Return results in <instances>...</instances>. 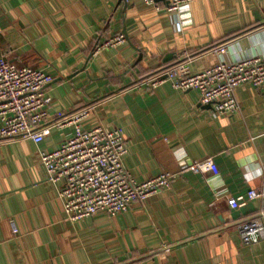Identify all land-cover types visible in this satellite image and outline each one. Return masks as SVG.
I'll list each match as a JSON object with an SVG mask.
<instances>
[{
  "label": "crops",
  "instance_id": "obj_1",
  "mask_svg": "<svg viewBox=\"0 0 264 264\" xmlns=\"http://www.w3.org/2000/svg\"><path fill=\"white\" fill-rule=\"evenodd\" d=\"M157 2L0 0V55L53 76L51 118L94 103L86 126L122 127L123 165L136 179L176 173L124 212L71 223L38 153L64 132L0 141V264H264V236L243 244L237 232L245 219L264 221V197L238 209L226 199L264 188V90L238 85V110L218 114L196 89L133 85L185 52L203 70L218 60L209 48L226 40V61L264 58V0H192L177 12ZM117 32L123 43L92 54ZM208 156L217 173L187 165Z\"/></svg>",
  "mask_w": 264,
  "mask_h": 264
},
{
  "label": "built area",
  "instance_id": "obj_2",
  "mask_svg": "<svg viewBox=\"0 0 264 264\" xmlns=\"http://www.w3.org/2000/svg\"><path fill=\"white\" fill-rule=\"evenodd\" d=\"M143 1L161 8L156 0ZM190 1L167 0L165 8L177 12ZM125 39L124 33L117 32L98 41L92 54L118 46ZM228 43L226 40L209 48L218 60L203 70L192 71L189 67L192 56L185 52L176 62L158 68L133 85L151 90L169 82L175 89H196L200 101L212 105L215 113L233 114L239 107L234 93L238 85L249 83L264 90V58L250 56L226 61L223 54ZM52 80L53 76L44 68L18 66L0 55V141L31 139L38 144L52 129L64 132L55 149L38 153L48 179L59 183L58 197L68 221L74 223L99 211L124 212L133 201L142 202L171 187L176 173L163 171L138 180L125 168L123 156L127 144L122 127L86 126L94 103L51 118L52 98L45 86ZM187 165L199 172L218 171L210 156ZM258 197H264V188H249L243 194L229 195L226 199L232 209H238ZM237 232L243 244L256 243L264 236V221L260 217L245 219L238 223Z\"/></svg>",
  "mask_w": 264,
  "mask_h": 264
},
{
  "label": "trees",
  "instance_id": "obj_3",
  "mask_svg": "<svg viewBox=\"0 0 264 264\" xmlns=\"http://www.w3.org/2000/svg\"><path fill=\"white\" fill-rule=\"evenodd\" d=\"M160 67H161V66H160ZM158 68H159V67H158ZM158 68H157V69H158ZM152 73H153V72H152ZM146 76H147V75H146Z\"/></svg>",
  "mask_w": 264,
  "mask_h": 264
},
{
  "label": "water",
  "instance_id": "obj_4",
  "mask_svg": "<svg viewBox=\"0 0 264 264\" xmlns=\"http://www.w3.org/2000/svg\"><path fill=\"white\" fill-rule=\"evenodd\" d=\"M157 1V0H156ZM167 1V0H166Z\"/></svg>",
  "mask_w": 264,
  "mask_h": 264
}]
</instances>
